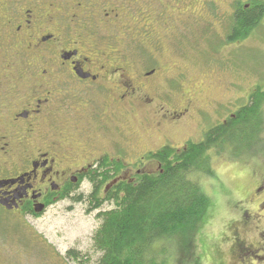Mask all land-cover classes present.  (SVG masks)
Here are the masks:
<instances>
[{
    "label": "flooded vegetation",
    "instance_id": "obj_1",
    "mask_svg": "<svg viewBox=\"0 0 264 264\" xmlns=\"http://www.w3.org/2000/svg\"><path fill=\"white\" fill-rule=\"evenodd\" d=\"M253 1L262 2L237 0L219 12L215 0H0V214L16 221L37 218L82 185L89 188L88 202L93 194L105 200L124 182H116L121 173L130 178L127 183L154 175L141 172L144 162L155 163L157 173L158 153L167 148L181 154L189 143L203 142L211 129L227 125L242 107L203 128L200 142L188 140L180 148L165 143L138 157L136 144L120 142L124 135L118 130L120 118L135 117L136 111L157 131L180 129L193 108L182 94L177 65L190 46L181 17L230 14L231 24ZM231 30L232 25L221 39L224 46L243 41L229 42ZM202 116L210 114L198 112L199 121ZM103 139L105 147L99 144ZM129 153L142 166L131 177L122 164ZM104 172L109 179L96 184ZM263 189L256 187L254 196ZM258 210H264V201ZM38 240L55 262L80 263V242L60 258Z\"/></svg>",
    "mask_w": 264,
    "mask_h": 264
},
{
    "label": "rangeland",
    "instance_id": "obj_2",
    "mask_svg": "<svg viewBox=\"0 0 264 264\" xmlns=\"http://www.w3.org/2000/svg\"><path fill=\"white\" fill-rule=\"evenodd\" d=\"M215 1L220 12L229 11L227 4L231 2L233 7L237 0ZM241 1L246 3L249 0ZM229 15L180 16L182 32L190 38V46L184 48L177 65L182 73V94L193 102L191 118L176 132L168 133L167 128L157 131L151 124L153 121L144 119L146 116L142 112L136 111L135 117H121L118 130L124 138L121 137L120 142H134L136 157L165 143L180 148L188 140L200 142L203 128L222 123L247 105L251 94L259 91L264 97V15L242 42L224 46L221 39L232 25ZM223 16L228 18L221 21ZM156 32L161 33V30ZM156 36L162 39L159 34ZM183 102L184 97L178 103ZM201 111L210 116H202L199 121L198 112ZM261 113V147L239 157L224 151L220 154L212 152L210 166L213 177H193L208 197L210 206L190 243V249L177 248L171 264H264V210H258V204L264 201V193L259 196L253 194L256 187H264V98ZM99 144L105 147L107 143L103 139ZM136 154L129 153L122 162L129 177L142 167L135 163L133 155ZM143 164L141 172L156 173L155 163ZM128 179L121 173L116 182H127ZM88 195L89 188L82 185L70 199L56 201L37 218L16 221V218L6 219L0 214V220L6 221L2 227L1 262L59 264L38 242L42 239L43 244L61 254L60 258H65L64 252L80 242V263L66 258L64 262L95 264L101 254L93 249L92 237L101 224L99 215L111 210L113 204L103 199L98 209H90ZM78 196H83V199L78 200ZM100 196L98 199L101 200Z\"/></svg>",
    "mask_w": 264,
    "mask_h": 264
},
{
    "label": "trees",
    "instance_id": "obj_3",
    "mask_svg": "<svg viewBox=\"0 0 264 264\" xmlns=\"http://www.w3.org/2000/svg\"><path fill=\"white\" fill-rule=\"evenodd\" d=\"M263 15V1H253L251 9L235 14L228 41L244 40ZM263 98L256 91L227 125L211 129L203 142L189 143L181 154L167 148L158 153L160 169L154 175L116 184L105 199L113 208L99 215L101 224L92 237L93 249L101 254L95 264H171L177 248L189 250L210 206L195 179L213 177L212 152L239 157L261 147ZM108 179L104 172L95 182ZM95 195L90 196V209L103 203Z\"/></svg>",
    "mask_w": 264,
    "mask_h": 264
}]
</instances>
